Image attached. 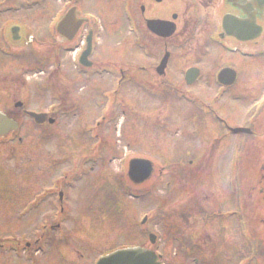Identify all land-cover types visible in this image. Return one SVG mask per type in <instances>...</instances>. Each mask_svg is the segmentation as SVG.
Segmentation results:
<instances>
[{
  "label": "flooded vegetation",
  "instance_id": "obj_1",
  "mask_svg": "<svg viewBox=\"0 0 264 264\" xmlns=\"http://www.w3.org/2000/svg\"><path fill=\"white\" fill-rule=\"evenodd\" d=\"M9 2L10 0H0L1 114L15 121L19 128L21 122L25 120L28 124L41 129L43 132L39 138L40 142L46 139L56 140L58 134L60 135V129L63 131L62 127L66 126L69 135L64 136L65 134L61 133L66 141L72 142L74 135L77 134L76 136L87 143L83 153L86 160L102 159L106 155V151L103 150L106 143L104 127L107 121L114 123L118 121L116 119L118 109L126 106L122 98L127 101V98L132 96L133 122L134 127L138 128L140 104L138 101L147 105L148 99L161 98L165 94L185 101L187 94L196 93L195 86L205 80L206 87L210 85V89L214 86L217 88L215 97L211 101H219L226 96L225 99L227 98L228 102L224 106H218V103L213 104V102L209 105L200 97H188L192 102H189L188 110L193 111L191 122L195 129L194 133L199 134L204 128L207 134L213 132L216 136L208 140L213 142L209 147L211 151L215 149L214 152L205 156L201 155L196 159L190 157L185 169L194 170L198 178L202 172L210 175L216 171L221 176L220 179L225 178V181L217 184L208 180L203 187L199 183L193 185V195L196 194L195 199L197 198L193 207L197 212L198 222L209 224L217 237L225 238L222 236L227 234L226 231L230 230L231 225L233 227L235 208L245 210L250 204L253 209L256 207L251 216V222L263 224V230L258 235L264 236V183L260 181L261 177L255 184H249L230 182L229 176L234 154H237L240 160L236 169L243 174L247 170L245 165L247 157L258 159L257 165L264 159V0H143L149 3L148 7L155 6L158 12L156 15L144 17L143 21H140L135 14L133 15L132 47L137 55L133 60L125 62L108 60L107 52L97 47L98 30L96 31L93 27L85 28L91 20L83 15L78 0H74L67 10L75 8L79 14L77 19L87 20V22L71 40L59 38L56 24L58 20L55 24H47L44 35L50 37L53 44L44 43L42 47V49L46 47L44 50L40 48L44 40L41 41L40 37H37L36 30L26 33L23 32L28 31V29L25 30V25L19 23L10 25L11 14H23L27 9H37L42 6L43 0H34V2L18 6H7ZM124 7L123 9L129 10L128 3L124 4ZM146 7L144 5L140 7L142 16L145 15ZM51 14L52 19L58 17L57 10ZM224 19H226L225 23ZM147 21L172 23L175 25V33L168 38L157 36L147 29ZM142 27L146 34L144 30L141 31ZM146 36H150L153 42L157 43L161 53H152ZM192 39L196 41V47L189 49V52L193 53L200 49L201 56L196 55L195 58L198 60H190L193 64L186 67L188 56L180 55L178 60L174 61L172 52L175 48H182ZM59 41L67 47L64 48L67 54L73 53L68 63L64 59L60 60L61 50L57 47ZM212 47L216 50L211 55L210 64L201 65L203 61L199 58L208 54L204 48ZM166 54H168L166 63L160 68ZM27 57L33 62L31 61L28 67L20 64L14 74L8 66L4 67L7 61L21 60L22 62ZM190 69L198 70L199 76L189 85L186 74ZM222 72H226L227 75L223 76L222 83H219L218 76ZM28 73L34 77H42L41 79L47 80V84L53 85L42 86L41 84L36 88L40 89L41 94L47 92L50 94L51 102L46 108H29L23 100L27 92L28 77L26 75ZM219 92L221 93L217 97ZM138 95L145 96L146 100L137 101ZM235 103L240 106L237 110L242 111L236 123L234 121L237 116ZM29 113L42 115L38 118L40 123L36 124V119H33ZM201 117H205L204 121ZM157 123H164V121L157 119ZM69 124L74 126L72 130L68 129ZM212 127H215L218 133H215ZM197 128L200 129L197 131ZM141 130L148 131V128ZM232 130H241V133L233 134ZM13 134L15 133H7L0 137V190H11L12 186L11 183L6 182L3 152L7 151L6 145ZM202 136H195V140L199 139L203 142ZM135 139L134 142H137L138 134ZM19 142L22 141L19 140ZM197 143L200 146V142L197 141L195 144ZM187 148L186 153L190 151L189 146ZM114 153L116 152L111 154L112 158L119 155ZM50 154L48 157L41 156L35 160L34 167L30 160L25 166V174L22 177L31 179L30 175H34L36 178L38 173L40 183L37 185L41 186L38 187V194L31 199V207L27 209L28 214L35 208L37 218L44 219L36 232L35 254L46 250L51 251L54 245L55 240L50 242L49 248L46 247L41 241L44 235L48 234L53 239L66 237L67 225L72 222L73 217L71 205H68L72 202L69 197L73 188L71 174H67L65 180L59 184L54 181L58 177L59 166L67 161L65 160L67 152L58 157ZM68 154L71 155L73 152ZM222 168L223 170L220 171ZM262 169L264 168L260 165L255 168L254 173L260 175ZM167 185L170 186V183ZM255 192H258L263 200L255 199ZM231 214L233 215L230 216ZM243 216L242 211L239 217L243 218ZM213 224L219 227H214ZM69 229L72 230V227L69 226ZM204 232L209 233L208 230ZM26 248L30 250L29 245ZM72 252L77 253L74 249Z\"/></svg>",
  "mask_w": 264,
  "mask_h": 264
},
{
  "label": "rangeland",
  "instance_id": "obj_2",
  "mask_svg": "<svg viewBox=\"0 0 264 264\" xmlns=\"http://www.w3.org/2000/svg\"><path fill=\"white\" fill-rule=\"evenodd\" d=\"M73 1L43 0L42 6L37 9H27L23 14H11L10 25L23 24L26 26L25 30L28 29V31H23L26 33L36 30L37 37H40L41 41L44 40L40 47L42 49L44 43L53 44L52 39L44 35L47 24H51L49 22L52 21L51 13L57 10V15L61 18L66 12V7ZM78 1L83 15L85 17L94 16L92 18L96 20H92L85 28L93 27L96 31L98 30L97 47L102 51L105 50L107 59L111 61L125 62L133 60L137 55L132 47L134 37L131 16L135 14L140 21H143L144 17L156 15L158 12L155 6L149 5L148 7L149 3L143 0ZM31 2L34 0H10L7 6H18ZM127 3L129 10L123 15L124 4L127 5ZM142 5L148 7L145 9L144 16L140 13ZM142 28L141 31L144 30L146 34L144 27ZM145 38L150 43L153 54L161 53L157 43L153 42L150 36ZM64 45L59 41L57 47L61 50L60 60L64 59L68 63L73 53L72 55L67 54L64 49L67 47ZM194 47H196V41L192 39L187 41L182 48H175L172 52L173 60L176 61L178 56L184 55L188 56L186 67L193 64L190 60L197 61L195 56H201L200 49L193 53L189 52V49ZM44 49L46 47L42 50ZM204 50H207L208 54L199 59L203 61L201 65L207 66L216 48H204ZM224 58L226 59V56ZM20 61H7L4 67L8 66L14 74L20 64L28 67L30 62H33L29 57ZM26 77H28L27 92L23 100L29 108H46L51 102L50 94L48 92L41 94L40 89L36 88L41 84L42 86L52 84H47L44 78L34 77L29 73ZM60 82L62 83V79ZM205 82L202 80L197 84L196 93L187 94L188 97L197 96L206 104L210 105V102H213V104L218 103V106H224L228 102L227 98L225 99L226 96L222 98L223 101L222 99L211 101L215 97L217 88L214 86L210 89V85L206 87ZM64 85L66 86V81ZM188 97H185L184 101V99L165 94L161 98L148 99L145 105L144 102L138 101L139 99L146 100L145 96L138 95L137 101L140 103L138 128L134 127L133 122L132 96H129L127 101L122 98L126 106L118 109L116 117L118 121L116 123L107 121L104 127L106 143L103 150L106 151V155L102 159L86 160L83 153L87 143L81 137L76 136L77 134L74 135L72 142L66 141L65 137H62V134L69 135L66 126L62 127L63 131L59 127L60 135L58 134L56 140L46 139L40 142L39 138L43 131L41 132V129L35 125L23 120L18 132L13 134L6 145L7 151L3 152L6 182L11 183L12 186L11 190H0V242L4 246L0 254V264H93L101 256L123 247L150 249L162 256V264H194L198 259L199 264H264V236L258 235L263 230V224L252 222L251 225V216L256 207L253 209L249 204L245 210L235 208L234 224L233 227L229 225L230 230L226 231L228 235L222 236L225 238L217 237L209 224L198 222L197 212L193 207L197 199H195L196 194L193 195V185L199 183L203 187L208 180L220 184L225 181V178L220 179L221 176L216 171L210 175L202 172L198 178L194 170L185 169L190 157L196 159L201 155L205 156V154L209 155L214 152L215 149L211 151L209 147L213 142H208V140L216 136L213 132L207 134L204 128L203 132L194 133L195 129L191 122L193 111L188 110L190 109L189 102H191ZM234 107L237 113L234 120L236 123L242 111L237 110L240 107L237 103ZM202 113L205 114L203 111ZM157 119H161L164 123H157ZM204 119L205 117H201L202 121ZM74 126L69 124L68 129L72 130ZM146 127L148 131L141 130ZM198 129L200 128H197V131ZM211 129L218 133L215 127ZM136 134H138V139L134 142ZM197 135H203V142L199 139L195 140ZM197 141L200 142V146L198 143L195 144ZM187 146L190 151L186 153ZM110 150L119 155L112 158L113 152ZM50 152L54 156L57 155L56 157L67 152L65 159L67 161L59 166L58 176L61 172H68L71 176L75 175V186L69 194L72 202L68 204L71 205L70 209L73 212L72 222L68 224L72 230L67 225L68 234L65 240L53 239L48 234L44 235L41 238L42 243L49 248L50 242L55 240L54 245L51 251L46 250L35 254L36 232L44 219L37 218L35 208L25 216L22 214L27 206L31 207V199L38 194L41 186L37 185L40 183L38 173H36V178L34 175H30L31 179L22 177L25 174V166L30 160L34 167L35 160L41 156L48 157ZM68 152H73V154L69 155ZM135 157L149 159L155 166L152 179L141 186H132L126 177L127 163L129 159ZM233 159L234 163L239 165L240 160L237 154L233 156ZM262 161L264 162V159ZM262 161L260 160L257 165L258 159L247 157L245 163L247 170L244 174L238 171L237 182L255 184L260 177L254 173L255 168L262 165ZM222 170L223 168L220 169ZM78 172L80 174L83 172L81 178ZM167 183H170V186ZM3 184L5 185V181ZM254 198L262 199L258 192L254 193ZM242 211L243 218L239 217ZM144 217L147 219L142 224ZM241 219H243L242 222H240ZM213 225L219 227L216 224ZM203 229L208 230L209 233H205ZM149 234L157 238L154 246L148 242ZM189 240L194 244L190 243L184 251L181 250L183 243H188ZM26 245L30 246V250H26ZM73 249L77 253H73Z\"/></svg>",
  "mask_w": 264,
  "mask_h": 264
},
{
  "label": "water",
  "instance_id": "obj_3",
  "mask_svg": "<svg viewBox=\"0 0 264 264\" xmlns=\"http://www.w3.org/2000/svg\"><path fill=\"white\" fill-rule=\"evenodd\" d=\"M77 13L75 9H71L68 13L62 18L57 26L58 34L67 39L71 40L77 30L83 24V20L76 19ZM226 19H224L225 23ZM147 28L150 32L154 33L157 36L168 38L173 35L175 32V25L168 22L162 21H148ZM89 39V38H88ZM85 56V55H84ZM168 54L165 55L162 61V67L166 63ZM224 72V71H223ZM220 73L218 76V81L224 79L223 76L227 75L225 73ZM198 77V70L192 69L189 70L186 74V80L190 85ZM227 85V84H226ZM38 122L39 116L36 114H30ZM18 129L17 124L8 120L5 116L0 114V137L6 135L9 132H14ZM154 172L153 164L145 159H133L129 163L128 178L134 185H141L142 183L148 181ZM260 181L264 183V169L260 174ZM259 177V178H260ZM149 241L153 245L156 241L154 235L149 236ZM98 264H160L158 262V257L154 252L143 249V248H127L120 251H117L113 254H110L107 257H104L99 260Z\"/></svg>",
  "mask_w": 264,
  "mask_h": 264
}]
</instances>
